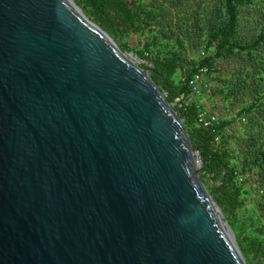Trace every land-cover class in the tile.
Here are the masks:
<instances>
[{"label":"water","instance_id":"1","mask_svg":"<svg viewBox=\"0 0 264 264\" xmlns=\"http://www.w3.org/2000/svg\"><path fill=\"white\" fill-rule=\"evenodd\" d=\"M149 72L75 0H0V264H249Z\"/></svg>","mask_w":264,"mask_h":264},{"label":"trees","instance_id":"2","mask_svg":"<svg viewBox=\"0 0 264 264\" xmlns=\"http://www.w3.org/2000/svg\"><path fill=\"white\" fill-rule=\"evenodd\" d=\"M75 2L82 9L87 10L93 21L104 28L115 40L117 39L116 41L122 43L123 50L129 51L132 47L127 38L131 34L141 31L143 26L152 25V22L156 23L158 31L164 35H168L169 31L175 33L172 24L169 22L165 24L161 19H158L161 14L167 16L169 21H174L180 12L184 14L190 12L193 21L188 26L190 34L188 37L199 32V36L192 41L194 45H197L196 40L201 42L200 37L204 32L203 25L208 20L215 37L210 45L206 44L205 47L206 50L212 49V51L200 58L190 70L179 71L177 77H174L176 66L159 53L152 55L154 44H151L149 38L143 39L145 49L139 54L141 58H147L153 63L151 77L167 94L171 103H175L178 97L182 98L183 95L190 96L192 94V87L182 81L180 76H192L201 65H208L212 73V93L203 97L205 102L211 98L219 99L218 90L213 86L218 74L221 73L216 60L230 50L245 52L264 46V29L257 33L253 40L244 43L235 41V35L240 26V7L246 0H200L196 5H191L183 12L177 11L176 13L173 11V7H177L178 0H169L167 5L164 4V1L154 0L149 6L147 0H75ZM183 23L180 25L181 27ZM179 42L185 48V40L181 39ZM254 72L256 75V68ZM261 73L264 77V72ZM255 75L248 74L245 77L246 83L250 76L253 78ZM258 88H262L261 96L254 98L250 105L244 106L239 112L238 118L239 121L243 120L245 136L242 137L241 142L236 139L233 144L230 143V138L224 132L226 126L234 120L231 122L227 118H219L215 127L204 126L199 122L198 115L201 107L206 108L202 97L191 102H187L183 98L181 99L182 105L178 103L174 105L187 127L194 149L199 152L202 161L199 173L202 180L211 194H224L231 199L232 204L236 200H241L246 192L242 187V183L247 180L244 168L248 169L250 175L252 174L251 180L257 183L262 191L258 200L264 199V84H260ZM233 94L232 91H229L225 95L229 97ZM214 128L222 136L220 148L215 147ZM241 163L242 166H240ZM207 177L212 179L211 183L205 180ZM240 177L243 178L242 181H240ZM219 180L221 183L218 184ZM245 240L247 243L250 242L249 251L253 259H264V235L262 238L255 239L245 237ZM257 264H264V261H258Z\"/></svg>","mask_w":264,"mask_h":264},{"label":"rangeland","instance_id":"3","mask_svg":"<svg viewBox=\"0 0 264 264\" xmlns=\"http://www.w3.org/2000/svg\"><path fill=\"white\" fill-rule=\"evenodd\" d=\"M153 1L154 0H147L148 6ZM160 1H164L165 5L169 4V0ZM198 1L200 0H178L177 7L175 8L172 6L173 11L175 13L177 11L183 12L187 7L196 5ZM82 10L90 17L87 10ZM177 17L174 21H169L167 16L162 14L158 17L163 23L166 24L169 22L172 24L175 33L169 31L168 35H164L158 31V26L155 25L156 23L152 22V25L148 27L143 26L141 31L133 33L127 38L132 49L130 51H124L141 67L146 69L151 68L147 62L143 61V58H141L139 54L140 51L145 49L143 39L149 38L151 44H154V46H152V55L159 53L176 66L177 70L174 77H177V74L181 70H190L198 63L200 58L212 51V49L206 50L205 45H210L215 34L208 20H206L203 25L204 32L200 37L201 42L199 43L198 40H196L197 45H194L192 41L199 36V32L196 34L194 33L192 37H188L190 35L188 26L193 21L191 20V13L187 12V14H184L180 12ZM182 23L183 26L181 27L180 25ZM263 29L264 0H246L240 7V26L235 35V41L244 43L248 40H253L256 34ZM181 39L185 40V48L182 47L179 42ZM117 43L122 47V43L119 41H117ZM216 62L218 63L221 73L218 74L213 86L218 90L217 92L220 97L219 99L215 98V101L211 98L207 102H205L202 97L203 102L206 104V108L211 112H215L220 119L227 118L231 122L234 120L226 126L224 134L230 138L231 144L235 143L236 139L241 142L242 137L245 136V128L242 124L243 120L239 121V112L244 106L250 105L254 98L256 99L261 96L262 88L259 89L258 86L262 83L264 84V77H262L261 73L264 72V46L262 45L251 51L245 52L230 50L222 57L218 58ZM255 68L257 70L256 75L254 72ZM149 73L151 75V72ZM250 73H253L255 76H253V78L250 76L246 83L245 77ZM229 91H232L234 94L227 97L225 94ZM223 93L225 96L222 95ZM225 135L224 137H226ZM198 158L201 159L200 157ZM197 166L200 170L202 161L199 162ZM240 166H242V163ZM243 171L245 175H247V180L242 183V187L246 192L241 200H236L235 203L232 204L230 201L231 199L224 194L215 193L211 195L231 225L236 241L247 263L253 264L258 258L254 260L251 256L249 251L250 242L247 243L245 237L251 239L263 237L264 199L258 200V197L262 195L259 185L251 180L252 174H249L248 169L244 168ZM205 180L210 183L212 181L209 177ZM217 183H221L220 180ZM243 248L245 249L244 251ZM261 260L264 261L262 258H259L258 261ZM258 261L255 264H257Z\"/></svg>","mask_w":264,"mask_h":264},{"label":"built area","instance_id":"4","mask_svg":"<svg viewBox=\"0 0 264 264\" xmlns=\"http://www.w3.org/2000/svg\"><path fill=\"white\" fill-rule=\"evenodd\" d=\"M143 61L147 62L150 67L153 66V63L149 61L147 58H143ZM181 80L184 82H187L191 87H192V94L190 96H182V98H177L175 104L182 105L181 99L185 98L187 102L194 101L198 97H204L207 95H210L212 93V73H211V68L208 65H201L199 66L198 70L192 75V76H187V75H181L180 76ZM199 122L204 125V126H212L215 127L216 123H218L219 116L215 112L209 111L207 108H202L201 111L198 115ZM215 131V138H214V143L215 147L220 148L222 144V136L221 134ZM197 155L199 156V152L197 151ZM240 181L243 180L242 177L239 178Z\"/></svg>","mask_w":264,"mask_h":264},{"label":"bare ground","instance_id":"5","mask_svg":"<svg viewBox=\"0 0 264 264\" xmlns=\"http://www.w3.org/2000/svg\"><path fill=\"white\" fill-rule=\"evenodd\" d=\"M198 165V164H197Z\"/></svg>","mask_w":264,"mask_h":264}]
</instances>
